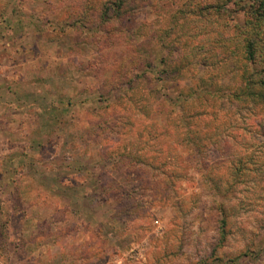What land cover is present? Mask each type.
<instances>
[{"label":"rangeland","instance_id":"374dc122","mask_svg":"<svg viewBox=\"0 0 264 264\" xmlns=\"http://www.w3.org/2000/svg\"><path fill=\"white\" fill-rule=\"evenodd\" d=\"M240 7L0 0V264H264Z\"/></svg>","mask_w":264,"mask_h":264},{"label":"trees","instance_id":"16d2710c","mask_svg":"<svg viewBox=\"0 0 264 264\" xmlns=\"http://www.w3.org/2000/svg\"><path fill=\"white\" fill-rule=\"evenodd\" d=\"M122 1V0H120ZM227 3H232L235 6H241V10L245 11L247 17L250 19L245 28V55L246 60L252 61L255 64L256 54L259 49L264 50L263 33H264V0H226ZM124 4L118 5L120 9H123ZM261 69L262 77L259 80L253 81L252 79H243V85L241 86V92L244 97H251V93L247 94L248 90L254 88L258 91H264V54L261 55ZM197 90H194L196 94Z\"/></svg>","mask_w":264,"mask_h":264}]
</instances>
